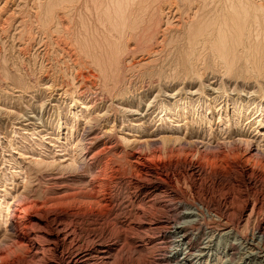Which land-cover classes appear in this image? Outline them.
Here are the masks:
<instances>
[{
    "label": "rangeland",
    "instance_id": "374dc122",
    "mask_svg": "<svg viewBox=\"0 0 264 264\" xmlns=\"http://www.w3.org/2000/svg\"><path fill=\"white\" fill-rule=\"evenodd\" d=\"M130 5L150 35L123 37L114 56L104 24L114 0H0V264L36 263L15 243L16 206L48 217L46 198L84 193L98 176L110 180L113 212L87 208L82 224L122 246L135 237L116 264H260L263 241L251 236L264 220V0ZM138 155L150 175H168L167 194L149 202L131 193L125 173ZM175 219L194 225L192 252ZM155 220L171 223L140 226Z\"/></svg>",
    "mask_w": 264,
    "mask_h": 264
},
{
    "label": "bare ground",
    "instance_id": "6f19581e",
    "mask_svg": "<svg viewBox=\"0 0 264 264\" xmlns=\"http://www.w3.org/2000/svg\"><path fill=\"white\" fill-rule=\"evenodd\" d=\"M131 1H133V0H116V1L114 0V10L115 11H113V9L111 10L109 8L108 11H106V17L105 18L103 17L105 19V21L103 20L105 22L104 24L106 25V28H107L109 34L112 37H114V39L116 40L115 41V46L113 45V49L111 48L113 50V51L111 50V52H112L113 55L116 52L114 56H118V52L121 50L120 49L121 45L119 46V44H120L119 43V40L121 41L122 38L125 37V36H127V37H125L127 39H128V36L129 37H132V38L137 37L140 33L143 34L142 33L143 31H144V34H145L146 33L145 31L148 28L147 27L145 29L146 25H145V27H143V29H142V27L139 28L144 23V18H142V16L144 15L143 14L144 12L143 13L140 12L141 11L140 8L137 10V11H139L138 14H135L134 13L135 16L132 15L133 18H132V16H131V18L128 16V12L130 11V8H131V5H130ZM260 5H262V4H260ZM257 6H259V5H257ZM148 7L149 6H147V8ZM159 7H160V5H159ZM254 8L255 7H253V9ZM247 9H248V7H247ZM256 9L257 10L260 9V11H261V8L260 7H257ZM133 10H135V9H133ZM243 10H244V8H243ZM160 12H161V18H162L163 15H164L163 14L164 7L162 5L160 7L159 14H160ZM157 14L154 13L153 15L158 16ZM153 15H151V19H149V22L148 23H150L152 21ZM247 15H248L247 10L243 11V16H247ZM262 16H264V15H262ZM195 17H196V15H195ZM234 18H236V17H234ZM146 21H147V18H146ZM158 21H162V19L161 20L159 19V20L155 21V22H157L156 24L159 25L160 22H158ZM152 22H151V25L153 24ZM225 23H226V20H225ZM167 28H169V26ZM167 28H165L163 30L161 29V32H163V34H162L163 36L165 35V32H168V29ZM139 31H141V32L139 33ZM147 33L150 35V32H147ZM145 35H143V36H145ZM138 39H139V37H138ZM151 39H150V41H151ZM116 48H117V50H116ZM165 104L166 103L163 102L161 106L163 107V105L165 106ZM166 151H167V146H166ZM97 153H100V152H97ZM96 155L98 156L99 154H96ZM138 156H139V158H138ZM138 156H137L138 159H135L133 163L131 161V163L129 164V167H128V168H130L133 171V173H130L131 175H129V173H125L126 179H127L126 181L130 184V188H131V191H132L131 193L132 194H135V198L137 197V198H139V200L142 199V198L143 199H147V201H149V202L152 201V197L155 198L156 195L153 196V193L154 192H157L158 190H159L158 192L163 193V195L164 194H167V191H168L167 190V187H168V184L171 182L170 181V178H168V175L165 176V177H163L162 175H159L158 173H156L158 171H154L153 172L154 175H152V174L150 175L148 173L149 168L145 164V162L147 161V158L148 157L146 158V157H143L141 155H138ZM114 161H116V160H114ZM120 163H119V165H120ZM108 164H110V162ZM119 165L117 167H115V168H117L115 170L116 173L120 171V169H118L119 168ZM99 166H100V164H99ZM106 167H107V164H105L102 167V169H101L102 172H105L106 171ZM144 170H145V173H144ZM110 172H111V170H110ZM123 172H125V171H122V173ZM99 173H101V172H99ZM151 173H152V171H151ZM107 174H106V176H108ZM143 174H146L147 176L150 175V179L149 178L148 179H144V177H142ZM122 175H124V174H122ZM237 176H238V174H237ZM91 177H93V175ZM98 177L91 178V180H90V187L89 188H86L88 190H85V192L83 191L84 193L76 192V191H71L70 190L71 192H65L64 194L51 196L48 199L46 198L47 200L45 199V201L43 203H41L40 207L42 206V207L47 208L45 210H47L48 211V214L50 215L48 217L47 216L46 217H41V216H39V213L38 214H30V217L27 216L29 214L28 213L29 211H28L27 205H22V206H19V207L16 206L15 209L13 208L14 209L13 212H12L13 213L12 216L14 218V221H13L14 222V224H13V226H14L13 227V230L16 231V235H17V240L15 239V243H16V245L18 247H20L25 252V255L27 256L26 259L30 263L36 262L35 264H116L115 261L117 260V257L119 258V254H121L122 247L125 244L134 245L133 239L135 237L134 238H132V237H126L124 239V244L122 246V245H119V243H117V241H114L113 239H111L110 236H109V234L108 235L105 234V232L102 231V230L99 231L97 229L94 230V229H89L87 227L84 228V226L82 224L83 223L82 216L84 215L83 213L85 212V210L87 208H89V209L90 208L91 209L92 208H95L97 211H98V208H99V210H100V208H102L104 210H107V212L108 211L113 212V205H114L113 204V201H112L111 198L109 199V197L107 196L108 193H110V192H108V188H107L108 187V184H107V182H109L110 180H109V178H105L104 176L102 178L101 177L98 178ZM112 177H113V175H112ZM156 177H158V179H156ZM122 178H123V176H122ZM141 179H144V180L142 181ZM111 180L113 181V178H111ZM87 186H88V182H87ZM170 186H172V185H170ZM178 189L179 188H177V190ZM178 192H180V191L178 190ZM127 198H128V196H127ZM263 201H264V196H263ZM247 202H249V201H247ZM75 204H77L78 207ZM141 209H143V208H141ZM175 209H176V207H175ZM258 209H259L258 205L254 203L253 204V207L251 209V213L248 216V220L251 218V216L254 214V212H256ZM141 211H142V214L143 215L144 214L146 215V212L145 211H143V210H141ZM133 215L134 214H132V216ZM177 216L180 217L179 215H177ZM182 216H181V218H182ZM27 217H29L30 219L28 220ZM135 218H136V216H135ZM132 220H130V221H132ZM148 221H149V219H148ZM123 222L126 224L125 221H123ZM174 222L179 223L176 219L174 220ZM250 222H249V224H250ZM139 223H141V222H139ZM170 223H171L170 220L168 222H162V221H156L155 220V223H153V224H152V222L151 223L148 222L147 224H145V226H144V223L140 224V226H141V228L146 227L148 229H154V228H159V227L168 225ZM177 223H176V225H177ZM229 223L227 225H229ZM247 223H248V221H247ZM129 224H131V223L129 222ZM176 225L174 226L176 228V231H179V233H182V236L181 237L183 238V240H186L188 242L189 252H192L194 250V248H196L195 247L196 244L194 242V238H192L191 229H189V228L192 227V226H194V225H191V224H189L187 222H182L178 226H176ZM223 225H225V224H223ZM227 225H225V226H227ZM171 226H173V225H171ZM35 227H37L38 229H35ZM123 230L125 231V229H123ZM128 231H130V230H128ZM248 232H249V230H248ZM167 235H168L167 233L165 235V233L163 232V233L160 234V237L159 238L153 237L151 240L146 241V243H145V245H143V247H146L147 249H150L151 250V249H153V248H155V247H157L159 245L158 242H155L156 240H159L160 239V240L163 241L164 239H167ZM151 237H152V235H151ZM259 237L262 238L263 244H260V241H259V244L260 245L259 244L256 245L257 251L256 252L254 251L253 255L257 256V258H260V259H258V262L260 264L261 263L264 264V220L261 221L259 225H257V227L255 228V230H254V232L252 233V236H251L252 240H255V239L259 238ZM119 247H121V248L119 249ZM238 251H239V245L236 244V242H235V243H232L231 244L230 252H228V253H230L231 256L234 257V256L237 255V253H240ZM251 251H252V249H251ZM1 252H2V250H1ZM190 255H192V254H190ZM167 257H166V259H168ZM244 257H246V256H244ZM160 261L161 262H164L165 260L162 259V258L161 259H157V261L154 262V264H161V263H159Z\"/></svg>",
    "mask_w": 264,
    "mask_h": 264
}]
</instances>
